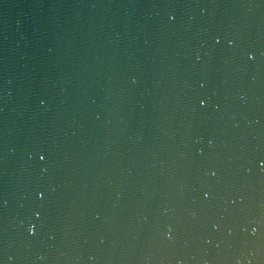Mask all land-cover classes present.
I'll use <instances>...</instances> for the list:
<instances>
[{
	"label": "water",
	"instance_id": "95a60500",
	"mask_svg": "<svg viewBox=\"0 0 264 264\" xmlns=\"http://www.w3.org/2000/svg\"><path fill=\"white\" fill-rule=\"evenodd\" d=\"M0 264H264V0H0Z\"/></svg>",
	"mask_w": 264,
	"mask_h": 264
},
{
	"label": "snow or ice",
	"instance_id": "6c2138e0",
	"mask_svg": "<svg viewBox=\"0 0 264 264\" xmlns=\"http://www.w3.org/2000/svg\"><path fill=\"white\" fill-rule=\"evenodd\" d=\"M214 174V173H213ZM169 235H170V233H169Z\"/></svg>",
	"mask_w": 264,
	"mask_h": 264
}]
</instances>
